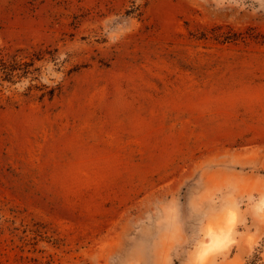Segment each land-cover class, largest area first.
Wrapping results in <instances>:
<instances>
[{
	"label": "rangeland",
	"instance_id": "1",
	"mask_svg": "<svg viewBox=\"0 0 264 264\" xmlns=\"http://www.w3.org/2000/svg\"><path fill=\"white\" fill-rule=\"evenodd\" d=\"M0 264H264V0H0Z\"/></svg>",
	"mask_w": 264,
	"mask_h": 264
},
{
	"label": "trees",
	"instance_id": "2",
	"mask_svg": "<svg viewBox=\"0 0 264 264\" xmlns=\"http://www.w3.org/2000/svg\"><path fill=\"white\" fill-rule=\"evenodd\" d=\"M13 63H7L5 61L1 62V71L5 74L6 77H11L14 75L15 67L17 66L18 62L16 58H13ZM50 97L54 95V89H50L47 91Z\"/></svg>",
	"mask_w": 264,
	"mask_h": 264
},
{
	"label": "bare ground",
	"instance_id": "3",
	"mask_svg": "<svg viewBox=\"0 0 264 264\" xmlns=\"http://www.w3.org/2000/svg\"><path fill=\"white\" fill-rule=\"evenodd\" d=\"M227 224V223H226ZM231 227V225H230ZM230 233V228L227 225H222L220 228L215 232L214 241H216V245L222 243V240L227 239Z\"/></svg>",
	"mask_w": 264,
	"mask_h": 264
}]
</instances>
